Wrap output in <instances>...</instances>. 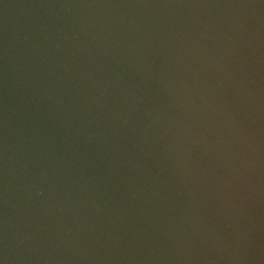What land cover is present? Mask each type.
Listing matches in <instances>:
<instances>
[{
  "label": "water",
  "instance_id": "1",
  "mask_svg": "<svg viewBox=\"0 0 264 264\" xmlns=\"http://www.w3.org/2000/svg\"><path fill=\"white\" fill-rule=\"evenodd\" d=\"M0 264H264V0H0Z\"/></svg>",
  "mask_w": 264,
  "mask_h": 264
}]
</instances>
